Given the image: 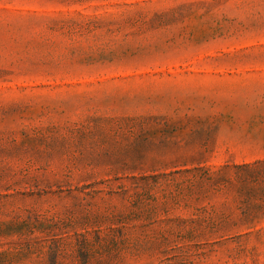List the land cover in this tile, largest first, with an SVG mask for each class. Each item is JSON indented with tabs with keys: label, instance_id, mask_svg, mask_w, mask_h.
<instances>
[{
	"label": "rangeland",
	"instance_id": "374dc122",
	"mask_svg": "<svg viewBox=\"0 0 264 264\" xmlns=\"http://www.w3.org/2000/svg\"><path fill=\"white\" fill-rule=\"evenodd\" d=\"M0 264H264V0H0Z\"/></svg>",
	"mask_w": 264,
	"mask_h": 264
}]
</instances>
